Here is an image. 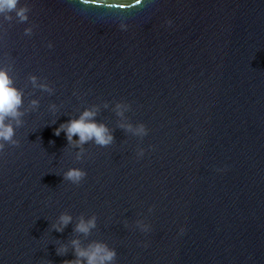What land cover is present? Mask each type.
I'll use <instances>...</instances> for the list:
<instances>
[{"label": "water", "instance_id": "1", "mask_svg": "<svg viewBox=\"0 0 264 264\" xmlns=\"http://www.w3.org/2000/svg\"><path fill=\"white\" fill-rule=\"evenodd\" d=\"M21 3L29 19L3 21L0 62L40 105L0 153V264H63L76 238L115 248V264H264V0ZM92 105L114 142L77 161L54 129ZM139 122L143 139L119 126ZM69 167L87 172L79 185L63 181ZM61 212L73 220L56 232ZM81 215L97 217L88 236L73 231Z\"/></svg>", "mask_w": 264, "mask_h": 264}, {"label": "clouds", "instance_id": "2", "mask_svg": "<svg viewBox=\"0 0 264 264\" xmlns=\"http://www.w3.org/2000/svg\"><path fill=\"white\" fill-rule=\"evenodd\" d=\"M81 3L87 4L89 0H81ZM96 3V0H92ZM103 0H100V4ZM142 0H135V4L139 5ZM124 4H109V8H119L123 10ZM30 8L27 3H21V0H0V26L3 21H12L15 19L18 23L28 21V13ZM14 14V15H13ZM168 25L172 24L169 19L166 22ZM121 30H127L128 24L121 21L119 23ZM34 25L26 27L24 34L30 36L33 32ZM49 48L53 47L49 42ZM12 64L0 62V153L3 152L6 145L18 146L20 141L15 138L16 129L21 127L24 123L22 119L29 111H36L39 108L40 100L38 98L31 99L27 106L24 105L25 92L23 88L17 87L12 75ZM28 80L33 89H39L42 92H47L49 95L54 93V88L46 81L42 80L36 75H29ZM104 107H108L107 104ZM131 107L130 104L125 102H117L114 105L116 115L123 117L124 112ZM58 105L50 103L48 109L54 114ZM99 107L92 105L85 107L79 115L71 117L66 122H63L59 127L54 129V134L59 136L61 132L65 134L67 140V147L71 146L76 149V160L83 159L85 148L84 146L91 142L100 147H106L114 142L113 130L107 124L98 121L96 116ZM54 120L51 124H54ZM121 128L125 131H130L136 137L143 139L148 135V128L142 122L133 126L131 123L120 124ZM77 139H73V137ZM51 143V141H50ZM145 149L137 147L136 156L140 158L144 155ZM222 171V169H217ZM87 176V172L80 167H69L62 173L63 181H68L73 185H79ZM149 212L152 208L149 207ZM73 217L67 212H61L56 218V221L51 225V230L56 232H63V230L72 223ZM135 228L143 233L151 231V224L145 222L144 219H138L134 222ZM97 226V217L95 215L85 218L81 215L73 231L76 233L88 236L93 229ZM74 258L65 260L63 264H115L117 251L115 248L110 247L103 241H92L86 246H82L80 239H72L70 241ZM147 244L145 243V247ZM68 252V245L61 244L56 248L57 255H66Z\"/></svg>", "mask_w": 264, "mask_h": 264}, {"label": "snow or ice", "instance_id": "3", "mask_svg": "<svg viewBox=\"0 0 264 264\" xmlns=\"http://www.w3.org/2000/svg\"><path fill=\"white\" fill-rule=\"evenodd\" d=\"M123 7H132V5L124 4Z\"/></svg>", "mask_w": 264, "mask_h": 264}]
</instances>
